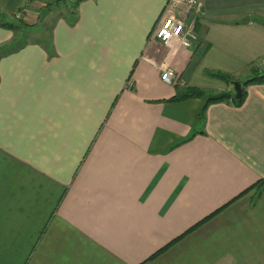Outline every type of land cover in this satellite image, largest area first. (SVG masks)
Here are the masks:
<instances>
[{
    "label": "crops",
    "instance_id": "crops-1",
    "mask_svg": "<svg viewBox=\"0 0 264 264\" xmlns=\"http://www.w3.org/2000/svg\"><path fill=\"white\" fill-rule=\"evenodd\" d=\"M200 2V50L152 39L164 0H81L49 51L39 26L0 54V264H264V83L202 118L201 98L165 100L264 68V0ZM42 6L0 0L29 24Z\"/></svg>",
    "mask_w": 264,
    "mask_h": 264
},
{
    "label": "trees",
    "instance_id": "trees-1",
    "mask_svg": "<svg viewBox=\"0 0 264 264\" xmlns=\"http://www.w3.org/2000/svg\"><path fill=\"white\" fill-rule=\"evenodd\" d=\"M81 0H76L74 2H70L68 0H51L50 2H46L43 4L42 8H46L48 10V12L54 8V6H65V9H68L67 12H65V15L70 17V23H74L76 20V16H77V12L76 9L78 8V4L80 3ZM51 5H53L51 7ZM53 24L54 22L50 25V28H46L45 29V25L44 22H41L40 24L38 23H34V24H29L27 22H25L23 19H20L18 21H13L10 19H7L6 17H4L0 11V27L2 28H6V29H10L14 32L15 34V38L8 43L7 45H2L0 46V54H5V53H10L13 51H17L20 48H22L26 43V38H28V32L30 31V29L32 27H39L41 26V29L39 30L40 33L38 34V38H32L37 40V42H39L45 49L48 50V45L51 46V38H52V28H53ZM46 31H45V30ZM23 37V38H22ZM133 69L130 71L129 73V77L132 74ZM207 73L209 74V76L211 77H220L222 78L224 81H228L231 83L233 82V80H230V77L225 74V73H221V72H210L207 71ZM241 83V95L238 98L234 97V93L232 92L231 97L230 98H221V99H217V100H208L205 97L211 95V93H208L204 90H201L197 87H187L182 93H177L176 95L165 99L167 101H177V100H182L188 97H198L201 98L203 100V105L201 107V111L199 113V118H202L204 116V112L205 109L207 107V105L211 102H218V101H226V102H230L232 104H234L235 106H240L246 96V87L249 84H263L264 83V68L262 70H253L252 71V75L247 78L246 80H243ZM117 98V97H116ZM116 98L114 99V102L116 101ZM114 102L112 103V105L114 104ZM195 132L192 131L187 137L181 139L178 143H176L175 145H178L180 143L186 142L188 140H190L193 136H194ZM261 185H263L264 187V181L263 180H259L257 181L255 184L251 185L250 187L254 186V187H260ZM249 187V188H250ZM216 212V211H215ZM214 212V213H215ZM213 213H211L210 215L206 216L204 219H202L201 221H199L198 223H196L195 225H193L192 227H190L187 232H189L190 230H192L193 228H195L196 226H198L201 222H203L204 220H206L207 218H209ZM178 239V237L174 240H172L171 242H169L167 245H165L164 247H162L161 249H159L158 251H156L155 253H153L149 258L154 257L156 254L160 253L161 251H163L164 249H166L170 244H172L173 242H175Z\"/></svg>",
    "mask_w": 264,
    "mask_h": 264
},
{
    "label": "built area",
    "instance_id": "built-area-1",
    "mask_svg": "<svg viewBox=\"0 0 264 264\" xmlns=\"http://www.w3.org/2000/svg\"><path fill=\"white\" fill-rule=\"evenodd\" d=\"M200 11V0H164L159 20L152 30V39L164 45L178 39L180 45L200 50L202 43L195 30V20ZM160 77L168 84H173L177 80L176 72L171 68L161 70Z\"/></svg>",
    "mask_w": 264,
    "mask_h": 264
},
{
    "label": "rangeland",
    "instance_id": "rangeland-1",
    "mask_svg": "<svg viewBox=\"0 0 264 264\" xmlns=\"http://www.w3.org/2000/svg\"><path fill=\"white\" fill-rule=\"evenodd\" d=\"M30 2H33V0H29ZM43 1V4L44 3H46V2H50L51 0H42ZM53 5H51V7H52ZM65 7V6H64ZM63 6H54V9L52 10L53 12H52V15L48 18V20L47 21H44V25H45V29L47 28H50V25L53 23V21H54V19H56L57 18V16H58V14H63V13H65V12H67L68 11V9H65ZM76 11H77V9H76ZM160 17V16H159ZM7 19H10V20H13V21H18V20H20V19H23V12H22V9H19V10H16V11H14L13 12V14L11 15V16H7L6 17ZM24 20V19H23ZM158 18H157V21L155 22V25L153 26V27H155L156 26V24H157V22H158ZM39 29H41V27H39ZM44 29V30H45ZM46 31V30H45ZM236 68V67H235ZM209 77H211V76H209ZM213 79H212V81H214V80H223L222 78H220V77H212ZM242 78H244V77H242ZM205 80L206 81H208V80H210L208 77L206 78L205 77Z\"/></svg>",
    "mask_w": 264,
    "mask_h": 264
},
{
    "label": "water",
    "instance_id": "water-1",
    "mask_svg": "<svg viewBox=\"0 0 264 264\" xmlns=\"http://www.w3.org/2000/svg\"><path fill=\"white\" fill-rule=\"evenodd\" d=\"M48 10L44 7L40 10V15L37 20V23L40 24L45 16L47 15ZM233 92H234V97L238 98L241 95V83L239 81H234L233 82ZM231 92L230 91H220L214 94H211L207 97H205L208 100H217L221 98H230L231 97Z\"/></svg>",
    "mask_w": 264,
    "mask_h": 264
}]
</instances>
